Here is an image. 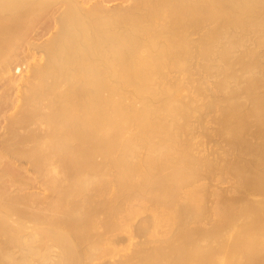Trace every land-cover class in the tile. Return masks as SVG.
Listing matches in <instances>:
<instances>
[{
	"label": "bare ground",
	"instance_id": "1",
	"mask_svg": "<svg viewBox=\"0 0 264 264\" xmlns=\"http://www.w3.org/2000/svg\"><path fill=\"white\" fill-rule=\"evenodd\" d=\"M121 1L0 0V264H264V0Z\"/></svg>",
	"mask_w": 264,
	"mask_h": 264
},
{
	"label": "rangeland",
	"instance_id": "2",
	"mask_svg": "<svg viewBox=\"0 0 264 264\" xmlns=\"http://www.w3.org/2000/svg\"><path fill=\"white\" fill-rule=\"evenodd\" d=\"M76 1L80 2L81 7L86 8V10L90 9L91 6L92 7L95 6V3L98 4L100 1L103 2L102 4L100 2L101 6L103 8H106V9L107 8L108 9H113V7L121 8L123 6L127 7V5L129 6V2H130L129 1V2H125L124 3L121 0H119L120 2L118 0L117 1L116 0L115 1H113V0H109V1L108 0H98V1L97 0H86L88 2H86L85 0H76ZM104 1H106V2H104ZM84 8H82V9H84ZM61 10H64L63 6H60V5L59 6H54V7L50 8V10H48L47 14L45 13L44 15H42L43 18L42 17L38 18L36 24L30 30H28L26 32V34L24 35L25 39L23 38L21 40V42H19V44H18V46L16 48V52L13 53V55L17 56L16 57V61H15L16 65H12L11 66L12 68L10 69V73L7 76H9L8 78L11 77L12 80H15V81L17 80L16 83H18V84H17V86H15V88L12 86L14 88L13 89L10 86H6V83L4 82L5 79L3 81H1L0 82V100H2L1 99L2 97L3 98H8L9 97L8 98V103H10L11 101H14L13 103H15V104H14V106L12 108L10 107V109L9 108L6 109V110L4 109L5 111H3V113L1 114V116H2V118L4 120L0 117V122H1L0 126L1 127L4 126L3 124L5 123V117H8V116L12 115L16 111L15 108L18 106V104L20 102L21 93H22V90H23L22 89L23 87L20 88L23 85V79H25L26 76L28 77V75H29L28 73L30 72L31 68H33L35 65H41L43 63V58L44 57H43V53H42L40 45H43L44 42H47V40H49L53 36V34L55 33V31H56L55 30L56 26H54L55 25V20L61 14L60 13ZM45 17H47V18H45ZM20 81H22V83ZM1 87H2V89H1ZM7 87L8 88L10 87L11 89L9 88L10 89L9 90ZM6 91H9V92H6ZM3 95H5V96H3ZM2 121H4V122L2 123ZM210 126H211L212 129L215 128L213 124L209 125L208 127L210 128ZM0 131L2 132V128H1ZM217 141L220 142V140H217ZM228 180H232V179L230 178ZM228 180H226V181H228ZM223 181H219L218 182V184L220 183L219 185L215 181H213L214 183L211 182L209 184L210 185L209 186L210 187V191H213V188L215 187L216 189L220 188L219 191H222V192H226V190L224 191V189H227V192L229 191V194H230L229 197L232 196L231 193H230L231 191H233L232 194L233 193L235 194L236 193V191H235L236 187H234L235 183L229 184L231 181L229 183H227L225 180H223ZM33 183L36 184V182H33ZM33 183L32 182L29 183V184H31V187H32ZM204 183H206V182H204ZM208 183L209 182H207L206 184L208 185ZM212 183H213V185H211ZM222 183H227V185L229 184V186H227L226 184H222ZM214 184L217 185V186H214ZM36 186H37V184L35 186H33V188L28 187L29 189H27V187H26V189L23 192L27 194L28 191H29V194L34 192V194H36V193H37V195L39 194L38 196H41V195L44 196L46 194L45 191L41 190V189H38V186L37 187ZM211 186H214V187L212 188ZM229 187H230V189H233V187H234L235 190L234 189L230 190ZM211 188H212V190H211ZM31 189H33L34 191L33 190L31 191ZM215 191H217V190H215ZM219 191H217V192L219 193ZM220 194H222V193H220ZM222 195H226V193L225 194L223 193ZM226 197L229 198L228 197V193L225 196V198ZM247 199H252V198L250 197V195H247Z\"/></svg>",
	"mask_w": 264,
	"mask_h": 264
}]
</instances>
